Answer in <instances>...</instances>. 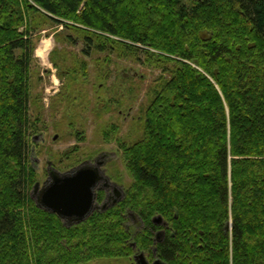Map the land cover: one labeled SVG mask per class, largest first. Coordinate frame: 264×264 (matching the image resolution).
I'll return each mask as SVG.
<instances>
[{"label":"trees","instance_id":"16d2710c","mask_svg":"<svg viewBox=\"0 0 264 264\" xmlns=\"http://www.w3.org/2000/svg\"><path fill=\"white\" fill-rule=\"evenodd\" d=\"M41 31L64 45L80 34L86 55L131 47L167 73L122 145L123 198L70 225L27 192ZM134 247L164 264H264V0H0V264H85Z\"/></svg>","mask_w":264,"mask_h":264},{"label":"rangeland","instance_id":"374dc122","mask_svg":"<svg viewBox=\"0 0 264 264\" xmlns=\"http://www.w3.org/2000/svg\"><path fill=\"white\" fill-rule=\"evenodd\" d=\"M39 36L34 38L29 62L27 116L34 130L28 139L27 162L34 169L35 181L28 194L35 200L34 184L40 187L46 181L48 166L63 173L102 155L108 183L124 195L131 178L124 167L122 145L141 134L153 88L167 73L162 67H153L143 52L131 47L92 48L86 55L82 49L87 46L78 33L73 32L74 39L66 45L55 43L51 35L44 37V31ZM53 47L59 51L52 56L56 62L60 59L58 67L48 61ZM61 220L65 225L72 224ZM125 225L132 234L142 227L131 211ZM139 252L148 255L147 250L134 247L127 257L85 264H135L132 255Z\"/></svg>","mask_w":264,"mask_h":264},{"label":"water","instance_id":"95a60500","mask_svg":"<svg viewBox=\"0 0 264 264\" xmlns=\"http://www.w3.org/2000/svg\"><path fill=\"white\" fill-rule=\"evenodd\" d=\"M47 169L46 181L40 187L38 183L33 187L37 192L36 206L60 219H67L68 223L83 221L92 209L96 171L85 163L63 173L49 166ZM152 222L164 223L158 215L152 218Z\"/></svg>","mask_w":264,"mask_h":264},{"label":"flooded vegetation","instance_id":"af4514ba","mask_svg":"<svg viewBox=\"0 0 264 264\" xmlns=\"http://www.w3.org/2000/svg\"><path fill=\"white\" fill-rule=\"evenodd\" d=\"M83 163L88 165L90 168H93L97 174L95 185L93 187L94 195H93L92 209L90 213L94 212L95 210H104L116 204L122 198L123 193L120 192V190H117L114 187V185L110 186V184L108 183L109 180L107 179V177H105L104 171L102 170V165L104 164L103 156L101 155L99 156V158L97 157V159H94L93 162L84 161ZM101 195H103L102 200L101 202H99L98 200L100 199ZM106 200H108L107 203H105ZM100 204L101 206H99ZM163 222H164L163 224H157V225H163L164 227H166L167 223L165 221ZM163 235H164V229H158L157 232L155 233L154 239L159 240ZM133 252H134V248H133ZM132 257L135 261V264H164V262L161 259L155 256L154 249H152V253H148V255H144L143 252H139L138 254L132 255Z\"/></svg>","mask_w":264,"mask_h":264},{"label":"crops","instance_id":"0c3cea01","mask_svg":"<svg viewBox=\"0 0 264 264\" xmlns=\"http://www.w3.org/2000/svg\"><path fill=\"white\" fill-rule=\"evenodd\" d=\"M51 38H52V36H51Z\"/></svg>","mask_w":264,"mask_h":264}]
</instances>
